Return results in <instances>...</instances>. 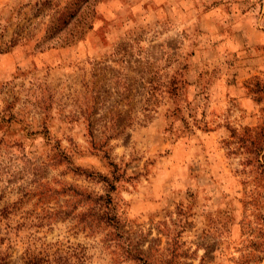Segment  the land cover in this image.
<instances>
[{"label": "rangeland", "instance_id": "rangeland-1", "mask_svg": "<svg viewBox=\"0 0 264 264\" xmlns=\"http://www.w3.org/2000/svg\"><path fill=\"white\" fill-rule=\"evenodd\" d=\"M0 263L264 264V0H0Z\"/></svg>", "mask_w": 264, "mask_h": 264}, {"label": "trees", "instance_id": "trees-1", "mask_svg": "<svg viewBox=\"0 0 264 264\" xmlns=\"http://www.w3.org/2000/svg\"><path fill=\"white\" fill-rule=\"evenodd\" d=\"M84 202H88V204L93 203L94 205H98V210H101V214L98 215V218H104L105 215H107V211L104 209H107V206L105 205L106 202L109 201L108 198H105L102 194L91 192L90 194L83 195L82 199ZM1 264V263H0Z\"/></svg>", "mask_w": 264, "mask_h": 264}]
</instances>
